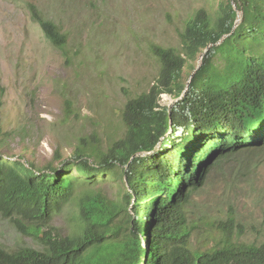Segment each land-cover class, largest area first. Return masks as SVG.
<instances>
[{"label": "trees", "instance_id": "obj_1", "mask_svg": "<svg viewBox=\"0 0 264 264\" xmlns=\"http://www.w3.org/2000/svg\"><path fill=\"white\" fill-rule=\"evenodd\" d=\"M29 11L62 49L61 29L35 6ZM179 37L183 54L153 47L156 82L126 102L124 135L106 150L82 139L70 159L45 168L0 154V217L37 243L0 246V264H264V244L194 248L187 211L219 162L264 148V0L200 9ZM204 52L186 90L183 69ZM174 91L180 100L161 107L160 95ZM7 136L0 117V149ZM102 176L121 179L120 196ZM67 207L72 231L61 234L52 224Z\"/></svg>", "mask_w": 264, "mask_h": 264}, {"label": "rangeland", "instance_id": "obj_2", "mask_svg": "<svg viewBox=\"0 0 264 264\" xmlns=\"http://www.w3.org/2000/svg\"><path fill=\"white\" fill-rule=\"evenodd\" d=\"M228 1L0 0V117L9 135L0 149L3 159L21 157L37 168L59 166L82 139L106 150L124 135L126 102L156 82L160 64L153 47L183 54L179 33L188 19L200 9L214 14ZM29 5L61 29L62 49L45 39ZM200 62L197 56L184 67L186 90ZM178 100L174 91L160 95L159 104L171 109ZM101 179L108 181L111 194L121 195V179ZM73 210L67 207L55 217L52 225L61 234L72 231ZM187 211L195 226L194 248L225 240L264 244V148L219 162ZM0 246L15 251L37 243L0 217Z\"/></svg>", "mask_w": 264, "mask_h": 264}, {"label": "water", "instance_id": "obj_3", "mask_svg": "<svg viewBox=\"0 0 264 264\" xmlns=\"http://www.w3.org/2000/svg\"><path fill=\"white\" fill-rule=\"evenodd\" d=\"M241 21V14L240 13H238V15H237V19H236V21H235V26H237L238 25V23ZM234 26V27H235ZM204 54H205V52L201 55V57H200V60L202 59V57L204 56ZM199 66L200 65H198V67H197V69L199 68ZM196 69V70H197ZM148 255V253H146V256Z\"/></svg>", "mask_w": 264, "mask_h": 264}, {"label": "clouds", "instance_id": "obj_4", "mask_svg": "<svg viewBox=\"0 0 264 264\" xmlns=\"http://www.w3.org/2000/svg\"><path fill=\"white\" fill-rule=\"evenodd\" d=\"M145 245V244H144Z\"/></svg>", "mask_w": 264, "mask_h": 264}]
</instances>
